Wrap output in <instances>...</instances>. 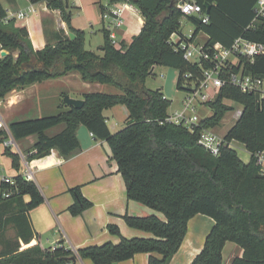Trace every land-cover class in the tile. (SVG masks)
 Wrapping results in <instances>:
<instances>
[{"label":"trees","instance_id":"obj_1","mask_svg":"<svg viewBox=\"0 0 264 264\" xmlns=\"http://www.w3.org/2000/svg\"><path fill=\"white\" fill-rule=\"evenodd\" d=\"M5 1L10 5L17 2ZM110 1L128 2L137 7L145 23L130 43L119 47L112 44L107 33L101 55L86 50V33L72 27L70 3L67 8L65 0H31L33 4L46 3L50 10L60 12L68 32L77 37L71 41L63 30L54 43H48L42 50L34 49L28 30L16 26V20L9 17L0 0V46L8 52L0 58V101L15 90L71 74H78L85 83L119 89L122 92L119 95L86 94L80 109L62 102L58 114L13 121L8 125L9 130L16 142L37 136L27 157L32 162L52 155L55 150L62 160L77 154L80 151L77 131L80 126L86 127L98 140L108 143L125 181L127 199L163 213L166 220L126 214L124 220L128 227L154 237L127 239L118 226L111 225L109 232L120 237L119 244L106 243L76 252L63 242L47 250L35 246L22 252L18 245L0 255V264H70L78 259L93 264H119L132 260L137 254H159L161 259L152 256L148 264H170L186 238L190 220L198 215L213 219L214 226L191 264H223L227 243L236 244L243 252L230 264H264V175L256 159L252 157L246 164L235 150L227 147L214 156L198 144L202 129H214L234 110L225 104L228 101L240 104L242 114L225 135L226 141L243 144L251 154L263 150L264 103L257 94H246L226 85L214 101L206 104L212 108L213 115L203 119L194 132L181 125L161 124L172 102L161 90L146 88L155 67L177 70L178 88L189 92L190 87L199 86L203 71L210 64L187 61L182 51H176L170 42L171 36L181 30V19L185 17L178 8L181 0ZM191 1L200 5L209 18L207 24L196 23L193 41L204 33L209 37L208 47L219 43L229 48L241 37L264 44V14L258 15L256 11L259 0ZM206 2L211 6L209 14ZM240 70L264 78V55L253 63L243 58L241 67L229 69L232 73ZM116 106H125L129 118L123 129L112 133L104 112ZM60 126H64L61 132L48 134ZM4 135L0 133V144L6 141ZM3 156L10 159L17 175L14 186L1 184L0 237L6 227L13 224L18 238L29 244L35 233L28 214L42 205L44 198L34 182H27L21 176L24 168L16 150L5 147ZM6 190L14 194L4 198ZM70 193L74 198L69 209L71 215L79 216L93 207L80 188ZM25 197H29L28 203Z\"/></svg>","mask_w":264,"mask_h":264},{"label":"crops","instance_id":"obj_2","mask_svg":"<svg viewBox=\"0 0 264 264\" xmlns=\"http://www.w3.org/2000/svg\"><path fill=\"white\" fill-rule=\"evenodd\" d=\"M69 3L72 27L86 33L85 46L88 44L95 48V51H90L102 55L106 34L114 29L110 21L103 20V13L126 2L69 0ZM3 5L7 9L9 17L16 20V26L28 30L35 50H42L48 43H54L55 37L61 35L63 30L68 33L67 24L62 20L60 12L50 10L46 3L33 4L31 0H17L16 4L7 3L5 5L3 3ZM134 8L137 10L136 12L125 11L124 26L115 29L119 46L122 43H130L132 38L140 33L145 23L141 12L137 7L134 6ZM19 13H28V16L25 19H19L16 17ZM197 19L199 22L200 18L197 17ZM190 20L195 25L198 23L192 17ZM208 40L209 37L206 34L200 33L195 38V43L198 45L207 44ZM3 52L4 50L0 46V54ZM75 81L81 82L84 89L78 95L79 97L73 98L78 100H83L84 96L90 93L86 91H103L107 87L97 83H85L78 74L37 83L24 90H15L0 101V106L3 105L6 110L5 117L0 113L1 120L8 126L10 122L21 121V118L28 117L32 113H34V117L42 118L44 110L46 111L50 106L55 108L51 96L47 97L49 91L45 88V84L67 83L73 85ZM33 95L34 104H32ZM117 107L119 106L108 111L116 110ZM106 114L107 111L104 112V116L109 129L112 133H116L110 126V123H114V127H117L114 120L115 115L108 117ZM63 127H58L57 131L50 130L48 134L55 135L61 132ZM116 131L118 132L117 129ZM77 136L80 142V151L67 160H62L60 154L56 155L54 151L48 157L31 162L34 167V183L44 198L43 204L28 214L35 237L29 244H26L18 238L14 225H8L0 237V255L18 245L19 251L22 252L35 246L47 250L56 247L59 242H63L65 247L76 252L106 243L119 244L120 237L109 232L108 227L111 225L118 226L122 236L127 239L153 238L154 236L150 233L128 227L124 216L126 214L136 217L156 216L162 221L166 220L163 213L127 199L125 181L119 173L117 162L114 160L107 142L98 140L84 126L78 128ZM30 140L32 141L30 142ZM22 142H24L25 148L31 149L37 142V136L29 137ZM26 152V155H29V150ZM248 161L250 162V157ZM248 161L244 163L248 164ZM1 165L3 169L0 171V176L15 177L17 175L11 167L10 159H6ZM75 188H80L82 195L93 203L92 208L79 216H73L69 212L70 207L74 204L70 190ZM0 196H2L1 186ZM24 200L28 203L29 197H25ZM5 215L10 216V213ZM205 218L209 220V217L203 215H198L190 220L186 238L170 264H191L200 254L212 229L211 225L206 223ZM211 220L213 221V219ZM230 244L234 243L226 244L224 252L228 249L229 258L226 260L223 252V264H230L235 257L243 255V252L238 251L236 244ZM152 256L162 258L159 254H137L132 260L119 264H148ZM70 264L93 263L89 260L78 259Z\"/></svg>","mask_w":264,"mask_h":264},{"label":"built area","instance_id":"obj_3","mask_svg":"<svg viewBox=\"0 0 264 264\" xmlns=\"http://www.w3.org/2000/svg\"><path fill=\"white\" fill-rule=\"evenodd\" d=\"M178 8L185 17L195 16L199 17L200 21L204 24L209 22L208 16L203 13L202 7L195 1L181 0ZM127 10L137 11L132 4L126 2L103 13V20L110 21L114 27L109 32V38L115 46H117V33L115 29L124 26V14ZM256 11L258 15L264 14V0H259ZM27 16L28 13H19L16 17L25 19ZM170 42L174 45L176 51H182L187 61L192 63L205 62L210 64V67L203 71V80L199 86L190 87V96L184 102V109L181 112H175L173 115L168 114L165 121L161 122V124L181 125L190 132H194L203 120L197 114L198 106L214 101L219 90L226 85L237 87L246 94H257L260 97V102L264 103V78L245 74L243 70H240L238 73L229 71L232 66L241 67V60L243 58L253 63L257 57L264 55V44L251 42L241 37L236 39L229 48H225L219 43L208 47L206 44H195V40H192V35L185 38L180 37L178 40L172 37ZM0 57H2V54H0ZM185 78L187 79L189 76ZM210 90L212 91L209 92ZM241 114L242 111L238 119ZM0 133L5 134L3 137L6 138V141L3 145L5 147H12L21 157L24 168L21 174L23 179L27 182H34V167L27 160L28 155L20 151L9 127L1 120V117ZM237 143L239 142L226 141L225 136L217 134L213 128L202 129L198 141L201 147L214 156L220 155L222 149L226 147L236 151L238 149ZM248 155L250 160L252 157L256 159V163L260 167L262 175H264V149L255 154L248 153ZM2 183L14 186V177L0 176V186ZM13 194L14 192L6 190L3 192V197L10 198Z\"/></svg>","mask_w":264,"mask_h":264},{"label":"rangeland","instance_id":"obj_4","mask_svg":"<svg viewBox=\"0 0 264 264\" xmlns=\"http://www.w3.org/2000/svg\"><path fill=\"white\" fill-rule=\"evenodd\" d=\"M108 0H103V2H107ZM3 3L7 5V2L3 0ZM7 7V6H6ZM196 25L194 22L189 20L188 18L184 17L181 19V30L178 32V34L172 35L175 40H178L180 38V35L189 37L195 32ZM200 38V37H199ZM196 44V43H195ZM200 45V44H199ZM86 50H92L95 51L94 47H90V45H86ZM119 47V45H117ZM1 58V57H0ZM179 79V72L175 69L163 67V66H157L154 70V75L150 76L146 81V88L157 91L161 90L164 94L165 98H167L169 101L172 102L170 108L168 109V114L173 115L175 112H181L184 109V102L185 100L190 96V93L184 90H180L177 86ZM81 83V82H80ZM78 81H75L73 85L63 83V84H45V88L49 91L47 92V97L51 96L50 98L53 100V103L55 104V108L53 109L52 106L49 107L46 111L44 110V113L41 115L42 117L47 116H53L60 112L59 107L62 105V102H64L65 96H70L71 98L79 97L78 95L80 92H83V88ZM107 87L103 89V91H86L90 93H96V92H103V94H109V95H119L122 94V92L117 89L116 87L106 85ZM210 90L209 92H211ZM66 92V93H65ZM32 104H34V95H33V101ZM225 104L228 106H232L234 108L233 111L226 114L225 118L222 120L219 126L214 128V131L221 135L225 136L229 130L236 124V121L239 117L240 112L242 111V106L240 104L234 103V102H228L225 101ZM116 110H107L106 116L111 117V115H115V123L117 124V127H114V123H110V126L113 128V132H117L116 129L119 131L123 129L126 126V123L128 122L129 118V112L128 109L125 106H119L115 108ZM0 113L5 117L6 110L3 105L0 106ZM197 114L201 119L210 118L213 115V110L211 107L207 106L206 104L198 106ZM34 118H40V117H34V113L32 115L21 118L22 120L25 119H34ZM112 120V119H111ZM58 127L55 128L54 131H57ZM53 130V129H52ZM32 140H30L31 142ZM16 145L19 147L20 151L23 152L26 155V151H28L30 148L24 147V142L18 141L16 142ZM238 149L236 150L238 153L239 158L243 162H247L249 159V155L247 150L245 149L244 145L241 143H237ZM4 145L0 144V171L2 168L1 163H3L6 159H8L6 156H3L4 152ZM249 162V161H248ZM206 223L211 225L210 228L214 225V221H212L210 218L207 220L205 218ZM209 227V226H208ZM235 245V244H230ZM238 248V251L242 250L235 245ZM229 253L228 249L224 252V258L227 260Z\"/></svg>","mask_w":264,"mask_h":264},{"label":"water","instance_id":"obj_5","mask_svg":"<svg viewBox=\"0 0 264 264\" xmlns=\"http://www.w3.org/2000/svg\"><path fill=\"white\" fill-rule=\"evenodd\" d=\"M65 3H66V7L68 8L69 7V0H65ZM174 3H172V6H173ZM205 7L207 8V14H209L210 12V9H211V6L206 2L205 3ZM192 19L196 22H198V19L197 17L193 16ZM68 36L70 38L71 41L75 40L77 37L75 34L71 33V32H68ZM6 55H8V52L7 51H4L2 53V57H5ZM64 103L65 105L67 106H72V107H75V108H82L84 106V100H78V99H73L69 96H65L64 97ZM55 154L56 155H59V152L57 150H55Z\"/></svg>","mask_w":264,"mask_h":264}]
</instances>
